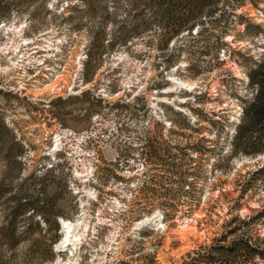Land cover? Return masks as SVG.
I'll use <instances>...</instances> for the list:
<instances>
[{
    "label": "rangeland",
    "instance_id": "obj_1",
    "mask_svg": "<svg viewBox=\"0 0 264 264\" xmlns=\"http://www.w3.org/2000/svg\"><path fill=\"white\" fill-rule=\"evenodd\" d=\"M256 88L264 0H0V264H264Z\"/></svg>",
    "mask_w": 264,
    "mask_h": 264
},
{
    "label": "trees",
    "instance_id": "obj_2",
    "mask_svg": "<svg viewBox=\"0 0 264 264\" xmlns=\"http://www.w3.org/2000/svg\"><path fill=\"white\" fill-rule=\"evenodd\" d=\"M257 86L261 85V81L258 79L252 80ZM252 109V117L262 120L264 118V89L263 88H256L255 89V95H254V103L251 107ZM243 243L245 246H248V243L246 240H243ZM232 249V248H231ZM200 254H198V257H209L208 256V250L206 248H201ZM252 250V249H251ZM199 253V252H198ZM210 260V257L208 258V261Z\"/></svg>",
    "mask_w": 264,
    "mask_h": 264
},
{
    "label": "bare ground",
    "instance_id": "obj_3",
    "mask_svg": "<svg viewBox=\"0 0 264 264\" xmlns=\"http://www.w3.org/2000/svg\"><path fill=\"white\" fill-rule=\"evenodd\" d=\"M4 30H6L7 32L9 31L8 28L3 29V31ZM180 83H181V85H187V87L193 86V84H186L185 82H180ZM146 221H149V218L148 219L145 218L144 221H142L141 223H144ZM63 222L65 223V225H64L65 230L63 231V235H65V239H66L67 243H71L72 242V236H71L72 231H71V229H72V227L75 226V224H73L72 222H69V221H63ZM66 241H62L59 245H57L58 249H60L61 246L63 245V243ZM59 251H61V250H59ZM50 264H68V263H67V260H64L60 256H58V258Z\"/></svg>",
    "mask_w": 264,
    "mask_h": 264
},
{
    "label": "water",
    "instance_id": "obj_4",
    "mask_svg": "<svg viewBox=\"0 0 264 264\" xmlns=\"http://www.w3.org/2000/svg\"><path fill=\"white\" fill-rule=\"evenodd\" d=\"M146 222H147V221H146ZM146 222H144V223H146ZM144 223L139 222L138 224H139V225H143Z\"/></svg>",
    "mask_w": 264,
    "mask_h": 264
}]
</instances>
